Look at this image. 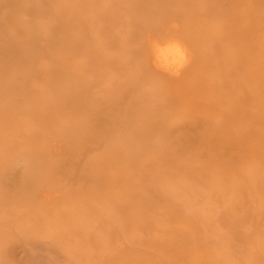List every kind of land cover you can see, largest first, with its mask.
I'll return each instance as SVG.
<instances>
[{"label":"rangeland","instance_id":"1","mask_svg":"<svg viewBox=\"0 0 264 264\" xmlns=\"http://www.w3.org/2000/svg\"><path fill=\"white\" fill-rule=\"evenodd\" d=\"M230 4L0 0V264H264V85L225 38L253 10L264 40V0Z\"/></svg>","mask_w":264,"mask_h":264},{"label":"bare ground","instance_id":"2","mask_svg":"<svg viewBox=\"0 0 264 264\" xmlns=\"http://www.w3.org/2000/svg\"><path fill=\"white\" fill-rule=\"evenodd\" d=\"M229 2L231 3L230 5H233V6H238V2H239V0L237 1V0H229ZM243 2V1H242ZM225 6H228V4H226ZM251 12V13H250ZM250 12H248V13H246V14H244L241 10L240 11H238L237 10V14H236V12L235 11H232V14H230L229 13V15L226 17V15L224 14V15H222L224 18L226 17V22H227V26H228V28H227V30H226V40H227V43H229V49H228V54H227V58H228V62L231 64V67H232V70H234V74L235 75H237V76H239V77H241V78H245V77H248L249 78V81H247L246 82V84H250V86H249V89H250V96L251 95H253L254 96V98H255V100H257V97H256V87H255V83H254V81H262V84L264 85V40H262L260 37H262L261 36V34H259V35H254L255 33H254V31H252L251 30V25H253V22L254 21H256L255 19V14H254V12L255 11H253V10H250ZM159 17H161V18H163V15H160ZM165 17H167V16H165ZM243 19H245V20H243ZM261 23H263L264 21L262 20V19H258ZM164 21H165V19H156V20H154V21H151L150 23H149V30H154L155 31V29H157L156 27H158V25H162L163 23H164ZM243 21L246 23V22H248V24H249V26H248V30H249V32H247V31H245V30H243V25L241 24V23H243ZM173 22V21H172ZM174 27H177L176 25L174 26ZM262 27H263V25H262ZM162 30V29H161ZM176 31V28H174V32ZM202 31V30H201ZM191 32V31H189L187 34H186V36H188V38L189 39H191V41L192 42H196V44H199L200 46L202 45V32ZM169 32H170V28L169 29H166V31L164 32V34L165 35H168L169 34ZM198 34V35H197ZM256 37V38H255ZM151 38V37H150ZM147 40V39H146ZM145 40V41H146ZM168 40V43H166V45L167 44H169V41H170V43L172 42V43H175V45L174 46H176V40L174 39V38H171V40H169V39H167ZM166 40V41H167ZM239 40H241V42L239 41ZM150 42V41H149ZM148 41H147V43L150 45V46H152V44H150ZM181 42V44H183V42L182 41H180ZM179 42V40H178V43H180ZM188 42V41H187ZM152 43H153V41H152ZM219 43H220V41H219ZM148 45V46H149ZM154 45H156V43H153V46L152 47H154ZM162 45L163 44H161V46L160 47H162ZM149 46V47H150ZM174 46H167L168 48H170V49H168L167 47V52H166V50H164V48H165V46H163V50L166 52L164 55H161V56H159V57H161V59L163 58L164 59V57H166V58H169V60L170 59H173L174 57L176 58L177 57V54H176V51L174 50ZM148 47V49L150 50V49H152V47L151 48H149ZM160 47H158L157 49H155V47H154V49H155V51H151V53H150V55H151V57L153 56L154 57V55H152L153 53H156V50H158ZM202 47V46H201ZM165 48V49H166ZM176 48V47H175ZM153 49V50H154ZM163 51V52H164ZM162 53V52H161ZM183 53V52H182ZM157 54V53H156ZM158 54H160L159 52H158ZM197 54V53H196ZM206 55V54H205ZM157 56V55H156ZM155 56V57H156ZM163 56V57H162ZM193 56V55H192ZM191 56V57H192ZM194 57V56H193ZM158 58V57H157ZM182 58V57H181ZM188 58V57H187ZM201 58V57H200ZM210 58V57H209ZM152 59V58H151ZM153 59H155V58H153ZM160 58L158 59V62H161V61H159V60H161ZM182 59H184V58H182ZM188 59H191V58H188ZM156 60V59H155ZM185 60V59H184ZM191 61V60H190ZM157 62V61H156ZM155 63V62H154ZM152 64V63H150V64H152L151 66H152V68H153V66L156 68V67H158V65H159V63H158V65H156V63L155 64ZM177 64H178V61H177ZM186 65H188V63L186 64ZM159 67L162 69V66H160L159 65ZM170 67V66H169ZM174 68V67H173ZM179 68V67H178ZM187 68V67H186ZM154 69V68H153ZM158 70V69H157ZM175 70V69H174ZM173 70V71H174ZM182 70H183V68H182ZM210 70V69H209ZM208 70V71H209ZM169 71H170V69H169ZM186 72V71H185ZM171 73V72H170ZM222 73V72H221ZM169 74V73H168ZM174 75H175V73H174ZM171 76H172V74H171ZM171 76H169L171 79H172V77ZM175 78V77H174ZM176 78H177V76H176ZM198 79L197 80H195L194 81V83H192V85H191V83H187V84H190L189 86H190V89H192L193 90V93L194 94H197V95H200V94H202V84L204 83V84H206L207 86H209L208 84H210L211 85V83L210 82H205V81H202V78H201V76L200 77H197ZM252 80H251V79ZM231 79V78H230ZM174 80V79H173ZM181 80V79H180ZM204 80V79H203ZM205 80H207V79H205ZM179 81V80H178ZM182 83V85H183V80L181 81ZM226 84H224V86L225 87H227L229 84H228V81H226L225 82ZM261 83V82H260ZM251 84H252V86H251ZM234 84H232V86H233ZM224 86H222V88L224 87ZM163 88L165 87V86H162ZM162 87H159L160 89H162ZM176 87V86H175ZM182 87V86H181ZM211 87V86H210ZM243 87V85L241 84V85H239V86H237L236 88H242ZM252 87V88H251ZM207 89H208V87H206ZM223 89H225V88H223ZM181 90V89H180ZM255 90V91H254ZM222 91V90H221ZM184 92V91H183ZM209 94V93H208ZM211 94V93H210ZM209 96V95H208ZM208 96H206V97H208ZM202 99V98H201ZM200 99V100H201ZM258 99H259V97H258ZM224 100H226V97L224 98ZM225 103V102H224ZM231 103V102H230ZM228 104L227 105V107H225V110H226V112H225V114H226V116H227V119L229 120V121H236V122H241V121H243V119H247V118H249L250 119V116H248V115H250L249 114V111H248V109H245V110H243L242 108H240V107H238V101H237V103L236 102H233L232 104ZM226 105V104H225ZM189 112V111H188ZM187 120V123L189 122V121H192V120H190V118H188V119H186ZM199 120V119H198ZM197 120V121H198ZM255 120V119H254ZM200 122H198V123H200V124H202V120H199ZM134 124H136L135 122H134ZM223 125V124H222ZM169 127H170V125H168ZM168 127V128H169ZM224 127V126H223ZM171 128V127H170ZM169 128V129H170ZM168 129V130H169ZM225 129V128H224ZM244 130V129H243ZM172 131V130H171ZM170 131V132H171ZM223 132V131H222ZM244 132H245V130H244ZM244 132H241V131H236V132H230V131H227V133L225 132V134H220L219 132H218V130H216V129H214V130H212V131H209V138H211V139H213V140H221V141H232V142H236V141H238L239 140V138H242L243 136H245L246 134L248 135V133H244ZM204 137L206 138L207 136H206V134H204ZM114 139H118L117 137H115Z\"/></svg>","mask_w":264,"mask_h":264}]
</instances>
